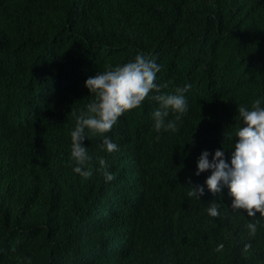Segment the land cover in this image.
Wrapping results in <instances>:
<instances>
[{
    "label": "trees",
    "instance_id": "1",
    "mask_svg": "<svg viewBox=\"0 0 264 264\" xmlns=\"http://www.w3.org/2000/svg\"><path fill=\"white\" fill-rule=\"evenodd\" d=\"M141 51L162 92L191 84L187 113L157 132L146 98L106 133L119 151L89 134L92 175L74 173L84 81ZM258 97L264 0H0V264H264V217L229 210L226 188L200 200L190 185L210 175H195L203 150L238 139L237 105Z\"/></svg>",
    "mask_w": 264,
    "mask_h": 264
},
{
    "label": "clouds",
    "instance_id": "2",
    "mask_svg": "<svg viewBox=\"0 0 264 264\" xmlns=\"http://www.w3.org/2000/svg\"><path fill=\"white\" fill-rule=\"evenodd\" d=\"M160 65L144 52H137L135 57L123 64L110 66L105 71H98L84 81V86L93 98L84 109L76 115L74 128L70 131V163L72 171L82 177L92 175L89 162L92 156L85 140L89 134L102 137L98 150L107 153L119 151V145L106 135L119 118L128 110L138 108L145 99L154 100L158 107L151 113L153 127L157 132L176 130V121H180L189 109L186 93L191 84L177 87L174 93H164L166 84L156 83ZM239 124L235 131L231 150L223 145L214 153L203 150L197 159L196 176L209 172L204 183L192 185L198 199L205 194V186L212 194L222 193L226 188L231 198L228 209L241 211L248 217H264V97H258L251 106L237 105ZM174 120H167L169 115ZM229 156L226 158L225 152ZM211 157V158H210ZM98 172H102L105 182L115 179L114 173L108 170L106 161L98 157ZM224 200H212L207 203V213L211 217H221L220 211ZM258 222L249 220L245 224L248 235L254 236ZM223 243L216 246L219 252Z\"/></svg>",
    "mask_w": 264,
    "mask_h": 264
}]
</instances>
